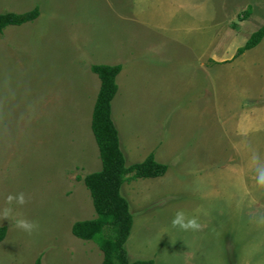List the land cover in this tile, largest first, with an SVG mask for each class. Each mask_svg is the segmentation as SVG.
I'll return each mask as SVG.
<instances>
[{"label": "rangeland", "instance_id": "1", "mask_svg": "<svg viewBox=\"0 0 264 264\" xmlns=\"http://www.w3.org/2000/svg\"><path fill=\"white\" fill-rule=\"evenodd\" d=\"M34 8L35 21L0 34V209L23 192L14 211L38 228L0 217V264L102 263L71 233L96 218L82 182L101 170L95 65L122 67L111 119L126 165L152 155L167 168L123 185L129 261L264 264L263 189L247 196L226 133L228 118L255 115L241 133H264V100L249 99L264 89V44L236 57L264 25V0H0V15ZM177 210L198 215L201 229L172 228Z\"/></svg>", "mask_w": 264, "mask_h": 264}, {"label": "trees", "instance_id": "2", "mask_svg": "<svg viewBox=\"0 0 264 264\" xmlns=\"http://www.w3.org/2000/svg\"><path fill=\"white\" fill-rule=\"evenodd\" d=\"M38 16L37 8L24 14H1L0 34L7 27L31 23ZM263 37L264 25L237 50L236 57L255 48ZM90 70L100 82L90 128L98 148L101 170L84 177L82 182L89 192L96 218L75 223L71 233L75 238L91 242L98 248L102 255L101 264H153L152 261L130 262L128 259L124 245L132 228L133 211L122 195V188L124 184L137 179L163 177L167 168L158 164L152 155L141 163L126 165L118 132L111 119V102L117 93L116 77L121 66L95 65ZM6 233L7 228L0 227V243ZM34 264H41L40 260L37 259Z\"/></svg>", "mask_w": 264, "mask_h": 264}, {"label": "crops", "instance_id": "3", "mask_svg": "<svg viewBox=\"0 0 264 264\" xmlns=\"http://www.w3.org/2000/svg\"><path fill=\"white\" fill-rule=\"evenodd\" d=\"M263 44H264V38L257 45V47H255V48H253V49H251L249 51H246V52L256 51L257 49L262 47ZM206 55H208L207 52H205V54H203V55L196 56V59H199L201 57H205ZM114 66H116V65H114ZM215 67L217 69L219 68V66H215ZM216 68H214V69L212 68V69L216 70ZM199 70L202 71V72L209 71V69H206V68H204L203 70L202 69H199ZM121 71H122V67H121ZM121 71H120V73H121ZM117 77H119V75ZM117 77H116V79H117L116 80V85H117V92H118V81H119V78H117ZM253 77H254V74H253ZM253 80H254V83L258 84L259 78L256 77V74H255V77L253 78ZM249 99H259L260 101L264 100V89L262 90V92L260 94L254 95L252 97H249ZM254 117H257V116L256 115L255 116H244L242 118L230 117V118H228L229 122H228V124L226 126L227 135L229 137H231V138H235L236 139L234 151H235V153L237 155V158H240V162H241V167L240 168L243 171V175H244L243 177L245 178V181H247L246 183H244L245 187H246L247 196H252L253 195V193L251 192V189H253V191H254V189L257 190V188H258L255 185L254 164H253V162L251 160V156H252L253 152L256 153V155L258 157V162L260 164H264V133H257V134L253 133V134H250L251 136L248 139H246V140L244 139L245 134L241 133L242 132L241 127L245 123H248L250 121V119L254 118ZM243 118H245V119L243 120ZM117 132H118V129H117ZM248 180H250V181H248ZM246 192H245V194H246ZM262 193H263V195L261 197L263 198V201H264V189L262 190ZM260 199L261 198H259V200ZM148 261H150V260H148Z\"/></svg>", "mask_w": 264, "mask_h": 264}, {"label": "clouds", "instance_id": "4", "mask_svg": "<svg viewBox=\"0 0 264 264\" xmlns=\"http://www.w3.org/2000/svg\"><path fill=\"white\" fill-rule=\"evenodd\" d=\"M251 160L254 164V179L255 185L264 189V164L258 162V157L255 152L251 156ZM5 203L8 207L0 209V217L9 220H14L15 227L24 231L25 233L31 234L38 228V225L26 218L15 213L14 209L16 206H23L26 203V197L23 192L15 194H8L5 197ZM170 225L174 229L180 231H199L202 227L199 216L196 214H189L184 210H177L171 218Z\"/></svg>", "mask_w": 264, "mask_h": 264}]
</instances>
